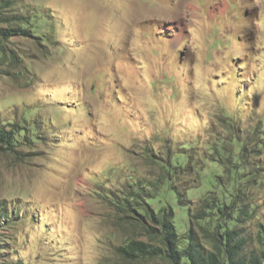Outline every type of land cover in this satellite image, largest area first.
<instances>
[{
	"label": "rangeland",
	"instance_id": "374dc122",
	"mask_svg": "<svg viewBox=\"0 0 264 264\" xmlns=\"http://www.w3.org/2000/svg\"><path fill=\"white\" fill-rule=\"evenodd\" d=\"M0 126L18 211L0 264H189L161 211L181 250L235 231L245 264L264 250V0H0ZM134 241L160 254L118 252Z\"/></svg>",
	"mask_w": 264,
	"mask_h": 264
},
{
	"label": "trees",
	"instance_id": "16d2710c",
	"mask_svg": "<svg viewBox=\"0 0 264 264\" xmlns=\"http://www.w3.org/2000/svg\"><path fill=\"white\" fill-rule=\"evenodd\" d=\"M15 134L12 130L7 129L4 126H0V147L7 146L10 147L14 145ZM240 147V143H237ZM136 187L138 189H136ZM134 196H138L141 193V190H144L139 183L135 184L133 189ZM178 193V191H176ZM129 195V197H134ZM151 199V198H150ZM148 199V202L150 201ZM152 200V199H151ZM211 202V201H209ZM217 213H222V206L216 207ZM219 209V210H218ZM22 211V210H21ZM18 211L14 208H10L7 201H0V231H3L5 228L9 227L11 219L15 214L17 215ZM161 216L160 224L162 225L163 230L166 232L165 240L168 244L170 252V259L180 260L186 259L189 264H239L237 262V257L243 250L242 239L235 231L226 230L223 227L221 235L217 233V243L215 245L216 252L209 253H200L197 249V246L194 245V239L192 237L188 238V248L181 250L177 235L174 232L173 225L169 221V215L166 212H160ZM157 216L153 214V219H157ZM159 219V216H158ZM258 239L261 244L264 245V225H260V230L258 233ZM178 242V243H177ZM118 252L130 259L138 258L139 256L146 255H159V249H151L147 244L142 242H130L128 245L121 246L118 248ZM264 260V250L261 252V255L256 256L252 254L249 259H242L245 264H261ZM11 264H24L22 261H16Z\"/></svg>",
	"mask_w": 264,
	"mask_h": 264
}]
</instances>
